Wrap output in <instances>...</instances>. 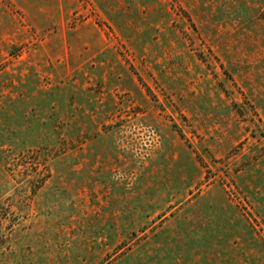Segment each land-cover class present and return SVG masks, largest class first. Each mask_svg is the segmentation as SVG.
Segmentation results:
<instances>
[{
  "label": "rangeland",
  "instance_id": "rangeland-1",
  "mask_svg": "<svg viewBox=\"0 0 264 264\" xmlns=\"http://www.w3.org/2000/svg\"><path fill=\"white\" fill-rule=\"evenodd\" d=\"M0 264H264V0H0Z\"/></svg>",
  "mask_w": 264,
  "mask_h": 264
}]
</instances>
